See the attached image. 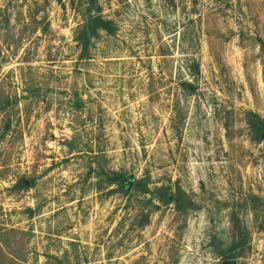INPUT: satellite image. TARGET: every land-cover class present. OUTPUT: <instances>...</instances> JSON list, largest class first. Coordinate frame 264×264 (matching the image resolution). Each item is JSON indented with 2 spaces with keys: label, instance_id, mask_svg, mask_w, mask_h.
<instances>
[{
  "label": "rangeland",
  "instance_id": "374dc122",
  "mask_svg": "<svg viewBox=\"0 0 264 264\" xmlns=\"http://www.w3.org/2000/svg\"><path fill=\"white\" fill-rule=\"evenodd\" d=\"M90 15L117 33L85 55ZM252 113L264 122V0H0V264H220L234 211L250 232L236 264H264ZM103 170L153 193L113 194Z\"/></svg>",
  "mask_w": 264,
  "mask_h": 264
},
{
  "label": "trees",
  "instance_id": "16d2710c",
  "mask_svg": "<svg viewBox=\"0 0 264 264\" xmlns=\"http://www.w3.org/2000/svg\"><path fill=\"white\" fill-rule=\"evenodd\" d=\"M102 32H106L108 35H116L117 27L113 21L106 20L102 16L97 15L90 17L84 21L80 26V29L77 32V41L83 51L86 53L89 52V47L94 39L100 37ZM82 56V59H88V56ZM249 125L256 134L258 138L264 134V122L256 114H250L249 116ZM100 185H106L109 188H114L111 190V193H119L130 198L134 196L139 197H148L152 195L150 190L149 180L146 178L138 179L133 175H129L125 172H110V171H101L99 174ZM23 184L20 183L16 185L15 188H21ZM160 193V201L166 204L174 203L176 209L180 213H187L188 211H194L197 209L195 202L188 198L185 192L178 190L174 195L169 194V189H161L158 191ZM252 206L258 208L260 199L253 197L250 200ZM147 203L150 205V211L144 216V221L142 227L147 226L150 222L151 214L154 212L153 209H159L157 205L154 204L152 199H149ZM231 242L226 248H221L218 251V256L221 260L220 264H225V262H234L241 259L245 253L247 247L250 244V232L247 226L244 224L243 220L235 211L231 213Z\"/></svg>",
  "mask_w": 264,
  "mask_h": 264
},
{
  "label": "water",
  "instance_id": "95a60500",
  "mask_svg": "<svg viewBox=\"0 0 264 264\" xmlns=\"http://www.w3.org/2000/svg\"><path fill=\"white\" fill-rule=\"evenodd\" d=\"M225 264H236V262H225Z\"/></svg>",
  "mask_w": 264,
  "mask_h": 264
}]
</instances>
